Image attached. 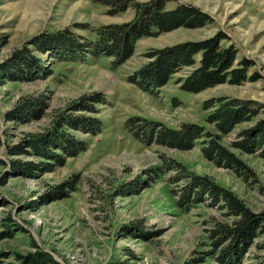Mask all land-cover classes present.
Segmentation results:
<instances>
[{"label": "rangeland", "instance_id": "1", "mask_svg": "<svg viewBox=\"0 0 264 264\" xmlns=\"http://www.w3.org/2000/svg\"><path fill=\"white\" fill-rule=\"evenodd\" d=\"M146 1L129 0L126 9L113 13L112 7L93 0H0L2 264H19V254L37 249L62 264H264V224L251 222L243 243L224 250L229 240L215 243L216 224L231 226L235 217L206 196L184 210L186 183L176 178L174 166L178 162L212 178L250 214L264 216L262 151L247 152L234 144L264 118V0H170L166 8L193 5L211 21L141 37L118 66L109 56L85 52L80 59L63 60L74 52L36 44L56 36L93 41L97 28L131 21L135 4ZM218 34L224 37L222 45L237 49L234 65L247 63L243 82L200 92L182 89V79L198 65V54L194 65L171 74L156 95L129 80L152 59L147 57L151 50ZM25 51L34 57L28 59H34L31 66L25 59L15 60ZM93 93L105 102L94 103L93 110L75 106ZM224 96L254 101L259 112L221 132L208 122L213 107L204 103ZM129 118L175 132L198 125L204 133L192 147L181 146L179 139L145 142L126 126ZM97 121L101 125L93 134L87 127ZM55 131L67 138H55L59 144L45 152L33 146L38 137H56ZM207 132L247 171L219 166L205 156ZM15 146L20 150L11 151Z\"/></svg>", "mask_w": 264, "mask_h": 264}, {"label": "trees", "instance_id": "2", "mask_svg": "<svg viewBox=\"0 0 264 264\" xmlns=\"http://www.w3.org/2000/svg\"><path fill=\"white\" fill-rule=\"evenodd\" d=\"M93 1L112 7L111 12L113 13L123 11L130 5L129 0ZM168 1L170 0H148L136 3L135 16L131 21L100 26L96 30V39L93 41L86 40L84 43H76V41H71L70 39L69 41L61 36H56L42 38L36 41V44L39 43L42 47H50L52 45L55 49L63 47V49L74 52L63 58L61 57L63 60L80 59L85 52L87 54L109 56L112 58V63L118 66L132 55L133 46L141 37L156 36L159 33L171 31L178 27L198 28L211 21V17L198 7L180 3L174 8H166ZM223 38L222 35L218 34L201 40H186L164 48L153 49L147 54V57L152 59L134 71V75L129 77V80L137 83L149 93L156 95L155 89L163 86L171 74L182 66L194 65L196 63L195 55L198 54V65L182 79V89L189 92H200L221 83L239 84L245 80V67L248 65L242 60L234 65L237 49L232 44L222 45L221 40ZM41 46L40 48H42ZM46 49L49 50V48ZM28 56L29 52L25 51L15 60L23 61L25 59L28 66H31L34 59L31 60V63L29 61L32 56ZM3 70L7 72V69ZM104 102L105 100L101 95L93 93L83 96L75 106L93 110L92 105L94 103ZM26 104L28 103L25 102L22 105L29 107ZM204 106L205 108L213 107L207 120L213 123L217 130L224 133L231 130L236 124L251 120L259 112V107L254 101L226 96L206 101ZM132 119H127L126 126H132V134L139 140H146L145 142L155 140L171 144V142L175 143L179 139L177 143H181V146L192 147V142L203 136L204 133V129L198 125H185L182 130L175 132L172 129L157 126L156 122H149L144 119L135 121ZM100 125L99 121L89 123L88 131L93 134L97 133ZM55 132L56 137H38L33 142V146H38L39 152H45L50 147H54L53 145L59 144L55 138H61L63 141L67 138L62 132ZM206 136L208 141L202 149L205 156L219 166L226 165L236 171H247L241 161L232 152L221 146L211 136L210 132H207ZM183 142L187 145H182ZM234 144L247 152L262 151L264 156V118L260 119L252 130L249 132L245 131L243 141H237ZM10 150L18 151L20 148L15 146V148H10ZM77 150H83L82 146L78 147ZM174 166L179 170L176 178H181L186 183L181 195V198L185 200V203L182 204L184 210L206 196L212 201L219 202L221 208L226 210L227 215L235 217L231 226L221 223L216 224L214 232L217 239L215 243L229 240L224 250L228 251L229 248H238V245L243 243L249 236L248 233L252 226L251 222L264 224V216L255 217L250 214L245 204L230 189L220 186L210 177L197 175L186 170L178 162H175ZM3 237L5 235L0 233V239ZM231 241L235 242L231 243ZM3 258L4 255L0 254V264H2ZM17 258L19 264H62L52 254L43 249H37L35 252H29L24 255L19 254Z\"/></svg>", "mask_w": 264, "mask_h": 264}]
</instances>
